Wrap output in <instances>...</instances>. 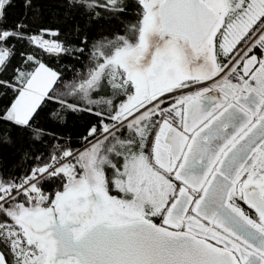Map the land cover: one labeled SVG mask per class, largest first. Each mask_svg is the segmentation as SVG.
Wrapping results in <instances>:
<instances>
[{
  "label": "snow or ice",
  "instance_id": "obj_1",
  "mask_svg": "<svg viewBox=\"0 0 264 264\" xmlns=\"http://www.w3.org/2000/svg\"><path fill=\"white\" fill-rule=\"evenodd\" d=\"M41 2L0 0V264H264V0Z\"/></svg>",
  "mask_w": 264,
  "mask_h": 264
},
{
  "label": "trees",
  "instance_id": "obj_2",
  "mask_svg": "<svg viewBox=\"0 0 264 264\" xmlns=\"http://www.w3.org/2000/svg\"><path fill=\"white\" fill-rule=\"evenodd\" d=\"M41 9V18L44 21L45 26L63 27L62 21L57 18L58 13L61 11L57 7L55 0H47V2L39 3ZM25 9L23 7V0H14V6L8 9L7 18L8 22L12 23L21 18ZM32 13H29L31 17ZM81 23H83L81 21ZM121 27L119 22H113L108 20H102L99 23L92 25L89 29L91 35L96 36L101 31H110L113 28ZM50 66L57 68H65L67 65L72 63L68 58L62 60H56L51 58L48 60ZM71 73L69 72V75ZM94 117L88 115H75L69 118L65 131L70 134L74 141L79 143V137L84 133L88 125L93 121ZM17 163V158L8 150H5L0 155V164L5 167L14 166Z\"/></svg>",
  "mask_w": 264,
  "mask_h": 264
}]
</instances>
